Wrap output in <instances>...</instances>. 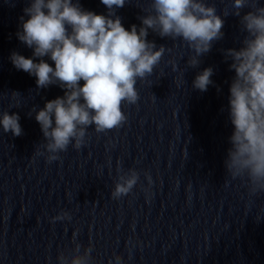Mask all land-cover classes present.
Listing matches in <instances>:
<instances>
[{
    "label": "water",
    "instance_id": "water-1",
    "mask_svg": "<svg viewBox=\"0 0 264 264\" xmlns=\"http://www.w3.org/2000/svg\"><path fill=\"white\" fill-rule=\"evenodd\" d=\"M79 2L107 15L101 0ZM206 2L224 19V36L199 66L187 65L194 52L185 42L149 30L147 39L166 51L153 73L137 81V103L122 105L126 122L104 133L90 127L80 149L69 145L48 163L46 154L35 153L44 138L32 109L64 90L38 89L35 76L14 67L13 52L41 59L17 37L30 0H0V113L18 114L23 130L16 137L0 126V264H57L58 252L73 247L74 233L75 242L93 246L100 264L114 253L124 264H264V193L250 196L224 167L233 131L227 109L234 71L223 50L238 49L246 33L240 17L223 15L231 0ZM148 3L126 0L116 15L126 29L139 28L141 7ZM208 67L214 83L201 92L193 81ZM129 169L139 173L137 185L113 199L118 176ZM61 211L71 220L53 222Z\"/></svg>",
    "mask_w": 264,
    "mask_h": 264
},
{
    "label": "clouds",
    "instance_id": "clouds-1",
    "mask_svg": "<svg viewBox=\"0 0 264 264\" xmlns=\"http://www.w3.org/2000/svg\"><path fill=\"white\" fill-rule=\"evenodd\" d=\"M101 2L107 15L83 9L79 0H30L23 9L28 19L20 18L18 39L33 49V57L41 59L34 62L13 52L12 64L35 76L38 89L58 85L64 90L62 97L46 101L42 109H32L44 138L35 153L46 154L48 163L59 160V153L69 145L80 149L90 127L104 133L126 122L122 105L137 103V81L153 73L166 51L165 46L157 47L147 39L149 30L161 38L185 42L194 52L187 60L192 68L198 67L199 58L224 36L225 21L206 0H149L147 7H141L145 13L139 17L141 26L133 24L130 30L116 15L126 0ZM245 8L250 10L241 16ZM229 14L240 17L246 35L238 49L223 50L225 60L231 61L229 69L234 71L227 109L233 131L224 167L227 177L242 182L250 196H258L264 193V6L259 0H231V11L223 9L224 16ZM46 56L54 68L43 59ZM213 74L212 67L205 68L196 75L193 87L206 92L214 83ZM19 120L16 113H0L4 133L21 136ZM145 175L151 183V177ZM138 181L135 169L119 175L112 198L128 195ZM52 220H71V215L61 211ZM75 237L74 233L72 248L58 252L57 264H100L93 256V246L77 243ZM108 264H124V258L114 253Z\"/></svg>",
    "mask_w": 264,
    "mask_h": 264
}]
</instances>
